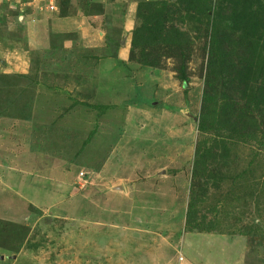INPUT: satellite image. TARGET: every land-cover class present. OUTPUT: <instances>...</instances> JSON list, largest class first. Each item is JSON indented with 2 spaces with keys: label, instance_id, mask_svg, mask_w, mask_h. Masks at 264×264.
I'll list each match as a JSON object with an SVG mask.
<instances>
[{
  "label": "rangeland",
  "instance_id": "rangeland-1",
  "mask_svg": "<svg viewBox=\"0 0 264 264\" xmlns=\"http://www.w3.org/2000/svg\"><path fill=\"white\" fill-rule=\"evenodd\" d=\"M129 32L93 103L0 59V264H264V0H143Z\"/></svg>",
  "mask_w": 264,
  "mask_h": 264
},
{
  "label": "crops",
  "instance_id": "crops-1",
  "mask_svg": "<svg viewBox=\"0 0 264 264\" xmlns=\"http://www.w3.org/2000/svg\"><path fill=\"white\" fill-rule=\"evenodd\" d=\"M141 1L0 0L5 71L33 76L40 92L70 93L93 103L105 85V61L129 59V30ZM21 53L24 65L17 71L13 61Z\"/></svg>",
  "mask_w": 264,
  "mask_h": 264
},
{
  "label": "water",
  "instance_id": "water-1",
  "mask_svg": "<svg viewBox=\"0 0 264 264\" xmlns=\"http://www.w3.org/2000/svg\"><path fill=\"white\" fill-rule=\"evenodd\" d=\"M167 109L179 113L187 118V121L190 123H198V115L195 114L190 107L188 101H186L185 105H178V104H168L166 105ZM165 173V169L158 171L156 174ZM106 191H112L118 193L119 191L124 192L123 184L121 183H110L106 189Z\"/></svg>",
  "mask_w": 264,
  "mask_h": 264
},
{
  "label": "bare ground",
  "instance_id": "bare-ground-1",
  "mask_svg": "<svg viewBox=\"0 0 264 264\" xmlns=\"http://www.w3.org/2000/svg\"><path fill=\"white\" fill-rule=\"evenodd\" d=\"M128 133L131 135H142V136H149L151 133H153V130H140L139 128H137L134 124H131L129 122V126H128ZM139 150V149H138ZM125 154L128 153V151L124 150L123 151ZM137 155V153H136ZM123 163H128V159L125 158L122 160Z\"/></svg>",
  "mask_w": 264,
  "mask_h": 264
},
{
  "label": "trees",
  "instance_id": "trees-1",
  "mask_svg": "<svg viewBox=\"0 0 264 264\" xmlns=\"http://www.w3.org/2000/svg\"><path fill=\"white\" fill-rule=\"evenodd\" d=\"M94 5V4H93ZM91 7H92V4H91ZM59 95V94H58ZM73 96V95H72ZM75 99H76V97L75 96H73ZM85 102V101H84ZM88 103V102H87Z\"/></svg>",
  "mask_w": 264,
  "mask_h": 264
},
{
  "label": "built area",
  "instance_id": "built-area-1",
  "mask_svg": "<svg viewBox=\"0 0 264 264\" xmlns=\"http://www.w3.org/2000/svg\"><path fill=\"white\" fill-rule=\"evenodd\" d=\"M82 174V173H81Z\"/></svg>",
  "mask_w": 264,
  "mask_h": 264
}]
</instances>
